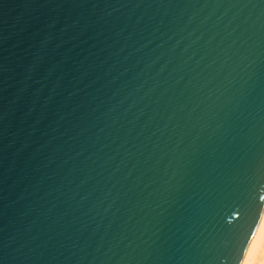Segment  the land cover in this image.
I'll list each match as a JSON object with an SVG mask.
<instances>
[{
  "label": "water",
  "instance_id": "water-1",
  "mask_svg": "<svg viewBox=\"0 0 264 264\" xmlns=\"http://www.w3.org/2000/svg\"><path fill=\"white\" fill-rule=\"evenodd\" d=\"M264 216V0H0V264H243Z\"/></svg>",
  "mask_w": 264,
  "mask_h": 264
},
{
  "label": "bare ground",
  "instance_id": "bare-ground-1",
  "mask_svg": "<svg viewBox=\"0 0 264 264\" xmlns=\"http://www.w3.org/2000/svg\"><path fill=\"white\" fill-rule=\"evenodd\" d=\"M243 264H264V216Z\"/></svg>",
  "mask_w": 264,
  "mask_h": 264
}]
</instances>
